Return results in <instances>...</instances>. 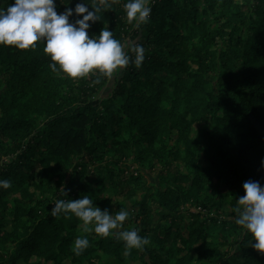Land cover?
Listing matches in <instances>:
<instances>
[{"label": "trees", "instance_id": "obj_1", "mask_svg": "<svg viewBox=\"0 0 264 264\" xmlns=\"http://www.w3.org/2000/svg\"><path fill=\"white\" fill-rule=\"evenodd\" d=\"M126 2L101 4L88 31L108 27L129 55L142 44L139 68L74 79L52 71L42 42L0 45V179L12 182L0 188V264H120L123 241L51 215L56 199L84 195L110 212L121 200V230L150 238L127 253L138 264H264L235 223L244 182L264 186V0H151L139 25ZM78 236L90 241L79 255Z\"/></svg>", "mask_w": 264, "mask_h": 264}, {"label": "clouds", "instance_id": "obj_2", "mask_svg": "<svg viewBox=\"0 0 264 264\" xmlns=\"http://www.w3.org/2000/svg\"><path fill=\"white\" fill-rule=\"evenodd\" d=\"M69 2L62 0V3ZM101 4L105 8L110 7L107 0H97L92 4L89 0H81L74 9L68 7L58 13L56 0H14L6 7L0 6V45L28 50L42 42L43 51L52 61V71L74 79L94 72L111 77L130 63L141 67L145 60L142 44H132L129 47L132 55H129L126 45L108 27L102 28L98 35L89 36L92 23L100 20ZM124 9L128 22L136 25L147 23L152 12L149 0H127ZM74 15L76 18L72 20ZM11 184L9 179H0L2 189L10 188ZM243 189L245 194L239 197L235 208V223L251 234L255 241L252 247L264 252V186L259 181L248 180L244 182ZM50 213L54 218L61 214H74L83 221L86 232L117 237L125 244V254L150 243V238L141 236L136 228L121 230L130 215L127 210L123 207L115 213L107 208L102 210L88 195L79 199H56ZM89 245L87 236H78L73 251L79 255Z\"/></svg>", "mask_w": 264, "mask_h": 264}, {"label": "rangeland", "instance_id": "obj_3", "mask_svg": "<svg viewBox=\"0 0 264 264\" xmlns=\"http://www.w3.org/2000/svg\"><path fill=\"white\" fill-rule=\"evenodd\" d=\"M151 0H149L150 2ZM114 81L115 79L113 78L112 82L109 83L108 87L103 91V94L102 96L103 97H108L111 92H112V88H113V84H114ZM198 129V127L196 128ZM201 161H203V159L201 158ZM181 170L185 171L184 168L181 166ZM143 174L144 176L146 177L147 181L146 182H149V183H155L156 185L159 184V172H149V171H143ZM118 201L120 202L121 200L120 199H117V198H114L113 200L110 201L109 205L111 206V212H116L117 211V206L116 204L118 203ZM9 224L7 222V225H6V228L9 229ZM85 227V226H83ZM91 232V231H89ZM124 256L123 257L124 259L120 261V264H138V261L137 260H134L132 258H129L128 254H125L124 253ZM72 263V262H71ZM50 264V263H49ZM67 264H70V262H67Z\"/></svg>", "mask_w": 264, "mask_h": 264}]
</instances>
